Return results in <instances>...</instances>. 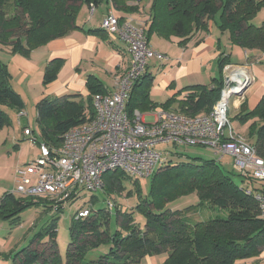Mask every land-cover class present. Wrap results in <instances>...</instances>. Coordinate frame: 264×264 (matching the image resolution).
Wrapping results in <instances>:
<instances>
[{"label": "trees", "instance_id": "1", "mask_svg": "<svg viewBox=\"0 0 264 264\" xmlns=\"http://www.w3.org/2000/svg\"><path fill=\"white\" fill-rule=\"evenodd\" d=\"M103 1L0 0V45L10 47L12 55L29 57L33 50L81 29L77 17L82 6H96ZM143 1L150 2V22L145 30L148 41L157 34L167 40L179 38L178 45L185 46L196 34L208 33L210 28L216 27L222 34L229 33L232 45L264 53V22L261 26L253 23L264 7V0H111L113 7L125 12L138 10ZM86 33L101 35L107 32L100 28L88 29ZM64 62L61 57L49 61L42 79L44 86L56 80ZM229 64H232L230 54L222 51L216 61L218 75L213 78L211 87L187 86L163 104L150 99L154 77L146 70L132 88L125 110L130 117L136 110L144 113L164 109L188 116L209 113L220 97L224 87L223 69ZM11 79L7 65L0 62V106L21 113L25 102L11 86ZM87 89L86 98L73 94L44 97L37 102L38 142L57 147L69 130L93 118L94 95L107 92L95 76L88 77ZM236 118L243 124L251 123L253 145L264 157V96L253 110L242 108ZM7 123V115L0 110V130ZM150 178L149 198L140 201L131 212L116 208L118 230L113 235L110 232V211L89 209V215L84 218H77L75 214L70 227L71 242L66 264H139L146 257L161 254L167 255L163 264H237L242 260L256 259L263 252L264 218L260 216L254 193L248 194L247 188H238L215 160L193 158L178 164L169 160ZM129 179L133 178L119 170L108 172L104 175L103 192L107 196L121 194L124 181ZM246 182L255 183L253 180ZM255 189L260 190L259 187ZM193 193L200 204L207 202L226 210L228 217L194 220L186 212L172 211L167 207ZM77 199L73 194L68 202ZM42 200L16 198L12 193H6L0 198V219L18 224V214L31 206L55 209L58 213L64 207L61 204L53 208L51 203ZM110 204L109 201L108 206ZM134 213L145 218L144 229L135 222ZM44 235L48 236L45 243L42 242ZM108 241L113 243L108 254L83 262L88 250ZM39 246L47 250L39 251ZM48 250L51 255L45 258ZM12 257L13 264H62L57 251V218H53L27 247Z\"/></svg>", "mask_w": 264, "mask_h": 264}, {"label": "built area", "instance_id": "2", "mask_svg": "<svg viewBox=\"0 0 264 264\" xmlns=\"http://www.w3.org/2000/svg\"><path fill=\"white\" fill-rule=\"evenodd\" d=\"M93 9L91 5L90 10ZM100 28L126 43L131 56L129 68L117 80L113 93L94 95L93 118L69 130L59 146L38 142L31 129L24 130L30 141L38 145L39 154L16 167L13 193L22 199L47 198L57 208L73 194L79 197L83 190L103 191L104 175L108 172L119 170L133 179L150 178L168 161L167 151L158 149L161 145L199 146L221 157L230 155L244 179L257 184L246 192L254 193L264 218V157L231 127L229 116L231 105L245 102L243 87L250 81L247 68L226 65L224 87L209 113L188 116L161 109L152 121H147L136 110L130 117L125 106L132 88L146 72L150 60L164 61L166 56L151 48L144 28L121 21L112 10ZM88 215L89 209L77 212V218Z\"/></svg>", "mask_w": 264, "mask_h": 264}, {"label": "crops", "instance_id": "3", "mask_svg": "<svg viewBox=\"0 0 264 264\" xmlns=\"http://www.w3.org/2000/svg\"><path fill=\"white\" fill-rule=\"evenodd\" d=\"M128 4H132V2H128ZM88 8V5L82 6L78 14L77 25L81 29L73 31L67 37L50 41L46 45L33 50L29 57L20 54L12 55L8 52L7 54L11 56L9 63L0 62L7 65L12 76L11 83L14 79L11 67L14 66L25 92L35 93L33 78L42 76V88L37 93L36 102L44 97L56 98L73 94H79L86 98L88 96L87 80L89 76L98 78L105 91L113 93L116 90L117 80L127 71L130 65L131 56L127 45L118 37L111 36L108 33L93 35L86 33V30L100 29L101 21L111 9L120 19L129 21L133 25L146 30L150 22V2L143 1L138 5V10L125 12L116 9L104 0L99 5L94 6L95 11L91 18H89ZM258 15L259 13L254 19ZM211 29L208 33L196 34L185 46L178 45L179 38L173 37L167 40L157 34L151 36L149 40L151 48L166 56L164 61L154 59L156 60L154 64L160 65V68L155 69L156 71L149 69V65L146 69L154 77L150 91V99L153 102L163 104L172 97L177 96L187 86L206 85L211 87L212 80L216 77V61L222 51L228 54L227 50L231 45L228 37V47H224L219 37L216 39L213 37ZM156 36L165 39L166 42L175 46L176 50L166 52L156 46L154 43ZM218 39H220V43ZM242 51L245 62L239 66L246 67L250 76V86L246 90L245 104L242 108L250 111L259 104L264 96V53L257 50L243 49ZM58 57L65 60L64 65L60 69L56 80L44 86L42 79L45 68L49 61ZM232 64L237 65L233 62ZM184 95L185 93L182 96ZM173 107H176V104ZM242 108L231 105L230 119L236 118ZM158 110L142 114L147 121H152ZM25 114L24 109L21 115L24 116ZM11 247V243L6 245L4 250H0V255H5L6 251L12 252ZM259 258L252 259L255 262L251 264H260ZM0 264L3 263L0 261Z\"/></svg>", "mask_w": 264, "mask_h": 264}, {"label": "rangeland", "instance_id": "4", "mask_svg": "<svg viewBox=\"0 0 264 264\" xmlns=\"http://www.w3.org/2000/svg\"><path fill=\"white\" fill-rule=\"evenodd\" d=\"M109 4L112 6V2ZM88 9L89 18H91L95 8L93 11L90 10V7ZM111 10L114 12L113 9ZM16 12L20 13L21 11L17 10ZM263 21L264 7L259 12L258 17L253 20V23L257 26H261ZM211 31L213 33V37L215 39L219 37L223 46L227 48V38L229 37V33L225 32L222 34L216 27H213ZM154 43L156 46L160 47L166 52H172L176 50L175 46H172L170 43L166 42L165 39H161L158 36H156ZM231 45L228 47L227 51L228 54H230L232 62L237 65H243L245 62L242 51L243 49L239 46ZM0 48V61L6 64L9 63L11 56L7 53H10L11 48L3 47L1 45ZM155 62L156 60L154 59L150 60L148 68L154 71H156L155 69L160 68L159 64H154ZM11 69L14 75V79L11 84L14 90L20 93L24 98L26 103V114L22 116V112L18 113L15 109H12L8 106H0V110L3 111L8 117V123L3 129L0 130V198L6 193H12L16 198H19L17 194L13 193V190L16 187V167L25 165L39 154L38 145H35L30 141V137L25 135L24 130L29 128L37 137L39 136V129L36 121V104L38 101L36 102V99L38 97L37 93L42 88V76H36L33 78V83H35V93L28 91L25 92L23 90L24 87L19 80L18 74H16L17 69H15L14 66H12ZM217 75L218 69L215 66V76ZM231 127H233L238 135L247 139L251 144H254V139L251 136L250 122L243 124L239 121V119L231 118ZM158 149L167 151L168 161L171 160L172 164L186 163L191 161L193 158H199L202 160H215L221 169L231 177L238 188H249L251 190V186L255 185V183L248 184L246 181H244L243 177L240 175V172L234 166V160L230 155L221 157L220 155H216L212 150L199 146H174L172 144H168L161 145ZM134 181L135 179L124 181L123 191L121 194H111L107 196L103 191L91 192L88 190H83L76 201L67 202L64 205L62 211L59 213L56 212L55 209H47L43 206H31L18 214V224H15L11 220L0 219V250H4L5 246L10 243L12 246L10 250L13 249L12 252L6 251L5 255H0L1 263L13 264L12 256L14 253L24 247H27L29 242L36 234L46 228L48 223L53 218H57V251L61 256L62 264H66L67 249L69 243L71 242L70 227L73 217L80 209L85 208L92 209L93 211H110V232L112 235L115 234L118 230V225L116 222V208L122 212H131V210H133V208H135L140 201L149 198L151 178H139L137 183ZM35 198L37 200L40 199L37 197ZM41 199H44L42 202L46 201V203H50L49 199L47 198ZM109 201L112 202V207L110 210L108 206ZM199 204V198L193 193L170 203L167 207L172 211L178 210L181 212H186L194 220H203L209 218L225 219L228 217V212L226 210L214 207L207 202L200 205ZM134 220L141 226L142 229H144L145 218L142 215L134 213ZM120 232L125 234L124 230H120ZM47 241L48 236L44 235L42 242L45 243ZM112 246L113 243L108 241L102 243L99 247L91 248L88 250L83 262L85 263L88 261H94L100 256L108 254ZM38 250L44 251L47 250V248L39 246ZM10 254L11 257H9ZM50 255L51 250L45 251V258ZM166 257V254L146 257L142 259L139 264H163V262L166 260ZM259 257L260 264H264V250ZM253 262H255V260L250 259L246 261H239L237 264H251Z\"/></svg>", "mask_w": 264, "mask_h": 264}, {"label": "water", "instance_id": "5", "mask_svg": "<svg viewBox=\"0 0 264 264\" xmlns=\"http://www.w3.org/2000/svg\"><path fill=\"white\" fill-rule=\"evenodd\" d=\"M249 86H250V83L245 84V86L243 87V92L246 91Z\"/></svg>", "mask_w": 264, "mask_h": 264}]
</instances>
